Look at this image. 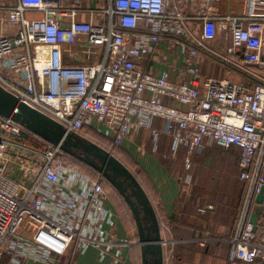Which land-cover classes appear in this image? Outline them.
Listing matches in <instances>:
<instances>
[{
    "label": "built area",
    "instance_id": "2783aa9c",
    "mask_svg": "<svg viewBox=\"0 0 264 264\" xmlns=\"http://www.w3.org/2000/svg\"><path fill=\"white\" fill-rule=\"evenodd\" d=\"M58 1L0 0V84L66 133L92 127L119 146L149 129L154 152L160 137H170L165 156L184 150L185 184L206 139L238 148L246 193L235 233L197 240L228 243L231 264H264V0H237L236 11L200 0L193 14L173 0H107L92 11L97 21L78 20L81 7ZM207 27L225 34L224 52L207 44ZM166 36L181 48L179 72L189 75L182 81L150 69ZM64 46L70 53L78 47L86 61L65 64ZM202 52L229 65L237 79L205 75ZM98 53L101 60L90 63ZM63 153L61 144L0 114V264H57L91 247L120 261L128 241L106 229L114 220L103 174L91 178Z\"/></svg>",
    "mask_w": 264,
    "mask_h": 264
},
{
    "label": "crops",
    "instance_id": "0c3cea01",
    "mask_svg": "<svg viewBox=\"0 0 264 264\" xmlns=\"http://www.w3.org/2000/svg\"><path fill=\"white\" fill-rule=\"evenodd\" d=\"M14 4L17 0H10ZM58 1V0H57ZM180 3L186 14H193L200 0H173ZM223 11L229 9L240 10L238 3L232 0H221ZM245 1V0H243ZM63 6L81 7L78 20H96L93 10L104 9L108 6L103 0H59ZM91 9V10H90ZM29 17H41L42 12H29ZM97 21V20H96ZM190 27L199 33L202 25L198 21H190ZM206 42L214 49L224 52L226 40L219 38L214 28H206ZM64 63H83L85 58L74 46L72 53L68 46H64ZM181 48L176 39L166 36L150 62V69L154 72L167 71L173 80L182 81L187 74L180 73L182 65ZM102 53H98L90 63L101 60ZM197 60L205 75L221 78L237 79L236 72L231 68L221 66V62L212 59L202 52ZM158 127H165L166 122L156 120ZM125 162L113 153L136 177L146 193L160 224L162 237L161 248L146 249L141 242L140 230L135 215L124 194L111 182L108 193V206L113 215V225H106V229L116 234L118 239L128 241L121 250V259L114 263L113 256L101 258L100 251L94 247L76 255L71 260L68 256H60L57 264H231V248L228 243L209 241L205 246L197 239L209 235L215 238L229 237L235 233L244 198V182L239 178L240 151L238 148L225 150L206 139V146L200 150L195 163L200 165L196 172V181L192 184L182 182L185 174L184 150L173 157H166L172 150V139L160 137L157 152L153 151L154 140L149 129H142L139 133L125 139L120 145ZM202 167V169H201ZM138 171L140 177L136 176ZM201 177V180H200ZM198 178V179H197ZM221 178V183L216 180ZM127 193L132 194V187H127ZM135 198V195L133 196ZM214 203L213 208L209 204ZM206 209V211H203ZM144 220L143 234L146 238L155 237L151 215L142 211ZM167 240V244L163 243ZM188 240V241H183ZM24 264H47L42 261L27 260Z\"/></svg>",
    "mask_w": 264,
    "mask_h": 264
},
{
    "label": "water",
    "instance_id": "95a60500",
    "mask_svg": "<svg viewBox=\"0 0 264 264\" xmlns=\"http://www.w3.org/2000/svg\"><path fill=\"white\" fill-rule=\"evenodd\" d=\"M0 114L13 118L54 144H61L63 150L73 152V147H84L86 151L98 160L95 163L94 161H87L93 164V166L103 174L109 182L115 185L124 194L135 215L140 230L141 242L145 243V248H161L162 237L160 233V224L146 193L131 171L110 151L103 149L94 143L92 144L84 141L79 135L66 133L65 128L59 122L34 107H31L26 102L22 101L16 94L4 88L1 84ZM73 138L76 140L73 141ZM127 187H132V194L127 193ZM134 195L135 198H133ZM142 211L146 215L152 216L151 219L154 222L153 226L155 227L157 234L153 238H146L143 234L145 226Z\"/></svg>",
    "mask_w": 264,
    "mask_h": 264
},
{
    "label": "trees",
    "instance_id": "16d2710c",
    "mask_svg": "<svg viewBox=\"0 0 264 264\" xmlns=\"http://www.w3.org/2000/svg\"><path fill=\"white\" fill-rule=\"evenodd\" d=\"M103 2L105 5H107L108 1L103 0ZM220 65L225 67V68L227 67V68L231 69V67L227 64L221 63ZM217 78H221V77H217ZM76 135H79L81 138H85L86 140H89V143H94V144L98 145L99 147H102L103 149H106L108 151L113 150L114 154L116 151V155L119 156L124 162H125V160H127L128 162L130 161V159H128V157L125 159L122 157V155H124L125 153L122 151L120 145L119 146L114 145L113 141L110 138L99 133L98 131H96L92 127H85L82 132L76 133ZM74 140H76V139L73 138V141ZM74 148L75 147L72 148L73 152L63 150L64 158L66 159V161L69 164L79 168L84 173L88 174L91 178H93V179L98 178L100 172L93 166V164L89 163L87 161V159L82 158L78 154H76ZM76 148H79V147H76ZM130 163H131V161H130ZM135 173H136V176L139 178L141 174H139L138 171H135ZM102 183H103L105 190L108 189L110 184H111L107 179H105V177H104V180ZM245 193H246V186L244 187V195L243 196H245Z\"/></svg>",
    "mask_w": 264,
    "mask_h": 264
},
{
    "label": "rangeland",
    "instance_id": "374dc122",
    "mask_svg": "<svg viewBox=\"0 0 264 264\" xmlns=\"http://www.w3.org/2000/svg\"><path fill=\"white\" fill-rule=\"evenodd\" d=\"M226 1V0H225ZM237 0H232V3L234 4L235 2H236ZM240 2H243V0H241ZM225 3H227V1L225 2ZM238 3V2H237ZM223 9V8H222ZM224 10V9H223ZM232 10H235V9H232ZM226 11V10H225ZM222 39L223 40H226V38H225V34H222ZM56 132V131H55ZM84 139V141H87V142H89V140H86L85 138H83ZM93 144V143H92ZM102 148V147H101ZM74 150H75V152H76V154H78L80 157H82V158H85V159H87V160H90V161H94V163L95 162H97L98 160L96 159V158H94L88 151H86L83 147H80V148H74ZM199 163L198 162H196L194 165H193V168H192V173H193V179H192V181H191V183H189V184H192V183H194V181H196V172H197V169H198V167H199ZM201 169H202V167H201ZM85 171V170H84ZM105 179H106V177H105ZM198 179V178H197ZM104 180V179H103ZM200 180H201V177H200ZM197 182V181H196ZM216 182L217 183H221V178H219V179H217L216 180ZM209 205H213V206H215V204L214 203H212V204H209ZM208 205V206H209ZM220 237V236H219ZM184 241H188V240H184ZM222 243H226V242H222Z\"/></svg>",
    "mask_w": 264,
    "mask_h": 264
},
{
    "label": "flooded vegetation",
    "instance_id": "af4514ba",
    "mask_svg": "<svg viewBox=\"0 0 264 264\" xmlns=\"http://www.w3.org/2000/svg\"><path fill=\"white\" fill-rule=\"evenodd\" d=\"M84 146V145H83ZM79 148L82 147V146H78ZM84 148V147H83Z\"/></svg>",
    "mask_w": 264,
    "mask_h": 264
}]
</instances>
